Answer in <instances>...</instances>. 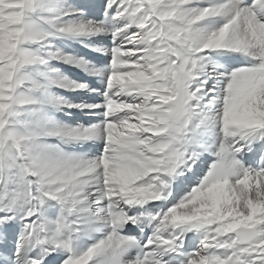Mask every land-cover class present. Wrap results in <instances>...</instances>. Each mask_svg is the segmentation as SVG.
<instances>
[{"label": "snow or ice", "instance_id": "snow-or-ice-1", "mask_svg": "<svg viewBox=\"0 0 264 264\" xmlns=\"http://www.w3.org/2000/svg\"><path fill=\"white\" fill-rule=\"evenodd\" d=\"M0 264H264V0H0Z\"/></svg>", "mask_w": 264, "mask_h": 264}]
</instances>
